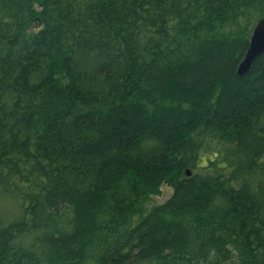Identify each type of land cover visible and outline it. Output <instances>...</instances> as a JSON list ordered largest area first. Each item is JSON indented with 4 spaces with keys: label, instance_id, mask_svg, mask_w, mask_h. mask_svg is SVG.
<instances>
[{
    "label": "trees",
    "instance_id": "16d2710c",
    "mask_svg": "<svg viewBox=\"0 0 264 264\" xmlns=\"http://www.w3.org/2000/svg\"><path fill=\"white\" fill-rule=\"evenodd\" d=\"M261 19L0 0V264H264V54L237 75Z\"/></svg>",
    "mask_w": 264,
    "mask_h": 264
},
{
    "label": "water",
    "instance_id": "95a60500",
    "mask_svg": "<svg viewBox=\"0 0 264 264\" xmlns=\"http://www.w3.org/2000/svg\"><path fill=\"white\" fill-rule=\"evenodd\" d=\"M262 54H264V19L259 20L253 28L249 47L237 68V75L239 77L245 76L250 70L253 61ZM186 175L189 176L190 172L187 171Z\"/></svg>",
    "mask_w": 264,
    "mask_h": 264
},
{
    "label": "rangeland",
    "instance_id": "374dc122",
    "mask_svg": "<svg viewBox=\"0 0 264 264\" xmlns=\"http://www.w3.org/2000/svg\"><path fill=\"white\" fill-rule=\"evenodd\" d=\"M160 194L157 196H149L147 200H144L142 202V207L146 210L151 209L152 207L162 204L165 202L171 195L172 191L171 189L164 185L161 190Z\"/></svg>",
    "mask_w": 264,
    "mask_h": 264
}]
</instances>
